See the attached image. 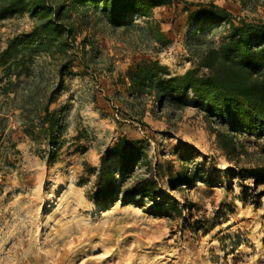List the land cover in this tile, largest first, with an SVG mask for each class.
I'll list each match as a JSON object with an SVG mask.
<instances>
[{"label": "rangeland", "instance_id": "374dc122", "mask_svg": "<svg viewBox=\"0 0 264 264\" xmlns=\"http://www.w3.org/2000/svg\"><path fill=\"white\" fill-rule=\"evenodd\" d=\"M211 2L235 23L264 21V0H174L153 10L168 41L158 44L142 32L140 18L111 28L91 9L72 15L67 56L39 54L30 64L41 75L33 87L49 89L66 67L50 107L64 123L53 164L47 142L25 132L19 107L27 80H19L17 99L8 101L0 66V264H264V183L239 177L241 168L264 165V140L236 134L247 155L224 151L214 131L225 128L192 108L159 112L152 97L130 96L125 78L153 59L171 75L196 68L207 45L231 34L225 24L204 34L207 24L189 20V12ZM33 25L28 15L0 21V53ZM123 136L141 141L148 156V168L135 174L157 184L159 198L143 199L142 207L87 199L95 180L87 168L98 169L101 155ZM183 177L188 181L172 186Z\"/></svg>", "mask_w": 264, "mask_h": 264}, {"label": "trees", "instance_id": "16d2710c", "mask_svg": "<svg viewBox=\"0 0 264 264\" xmlns=\"http://www.w3.org/2000/svg\"><path fill=\"white\" fill-rule=\"evenodd\" d=\"M173 2L0 0V21L22 15L34 20L30 32L12 37L0 53V66L4 68V79L7 81L2 92L8 101H14L18 97L16 88L21 84L19 80H27L23 84L27 92L19 107L26 126L25 132L32 141L47 142L49 164L56 162L63 144L62 116L50 107L63 90L62 74L66 67L59 69L54 87L49 89L48 84L42 88L37 84L33 87L35 78L41 77L31 70L33 57L39 54L67 56L69 39L73 35L68 22L80 9L84 10V17L86 10L91 9L111 28L127 27L133 18H140L146 25L142 32L150 40L166 44L168 41L159 22L153 19V10L171 6ZM188 18L207 24L204 34L221 24L227 25L231 34L217 46L207 45L197 59L196 68L180 75H171L157 59L136 64L125 75L129 95L137 99L152 97L159 112L164 109L175 112L186 108L198 111L213 126L225 128L224 134L214 131L224 151L247 155L244 147L237 143L236 134L264 140V21L248 23L239 20L235 23L230 12L212 2L199 5L196 10L189 12ZM200 69L205 70V74L199 75ZM35 88L43 89L40 95L35 94ZM10 94H14V97L11 98ZM110 159L115 161L113 165L107 164ZM142 165L148 168V156L142 142L119 137L109 151L101 155L98 169L87 168L89 176L95 178L87 199L103 205L122 201L124 205L137 207L143 206L145 198L156 201L159 193L155 178L135 174V170ZM239 177L242 180L252 179L257 185L264 183V165L241 168ZM187 181L183 177L172 182V186ZM171 208L178 211L176 204Z\"/></svg>", "mask_w": 264, "mask_h": 264}]
</instances>
